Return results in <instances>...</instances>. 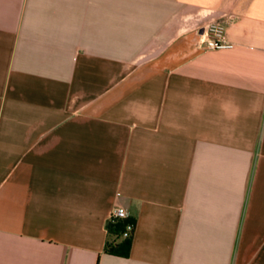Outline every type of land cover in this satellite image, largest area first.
I'll use <instances>...</instances> for the list:
<instances>
[{
  "label": "crops",
  "instance_id": "0c3cea01",
  "mask_svg": "<svg viewBox=\"0 0 264 264\" xmlns=\"http://www.w3.org/2000/svg\"><path fill=\"white\" fill-rule=\"evenodd\" d=\"M0 264H264V0H0Z\"/></svg>",
  "mask_w": 264,
  "mask_h": 264
},
{
  "label": "built area",
  "instance_id": "2783aa9c",
  "mask_svg": "<svg viewBox=\"0 0 264 264\" xmlns=\"http://www.w3.org/2000/svg\"><path fill=\"white\" fill-rule=\"evenodd\" d=\"M201 42L205 49H224L232 48L234 43L229 42L226 38V29L225 26L221 23L211 22L203 27L201 32ZM128 212L124 206L116 205L113 208L110 219H126L128 218ZM109 219V220H110ZM135 230V224L129 222L126 225L125 231L123 233L124 237H129L133 234Z\"/></svg>",
  "mask_w": 264,
  "mask_h": 264
},
{
  "label": "trees",
  "instance_id": "16d2710c",
  "mask_svg": "<svg viewBox=\"0 0 264 264\" xmlns=\"http://www.w3.org/2000/svg\"><path fill=\"white\" fill-rule=\"evenodd\" d=\"M129 222L134 223L136 226V222L129 217L126 219H110L107 222L108 234L109 236L113 237V239L109 240L106 244V251L108 253L124 257L129 256L132 246L133 234L129 237L123 236L126 225Z\"/></svg>",
  "mask_w": 264,
  "mask_h": 264
}]
</instances>
